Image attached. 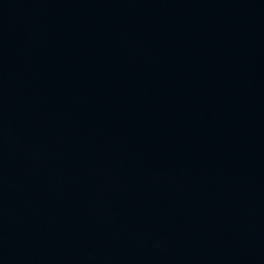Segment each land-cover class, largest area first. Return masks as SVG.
<instances>
[{
  "label": "water",
  "instance_id": "95a60500",
  "mask_svg": "<svg viewBox=\"0 0 264 264\" xmlns=\"http://www.w3.org/2000/svg\"><path fill=\"white\" fill-rule=\"evenodd\" d=\"M0 264H264V0H0Z\"/></svg>",
  "mask_w": 264,
  "mask_h": 264
}]
</instances>
